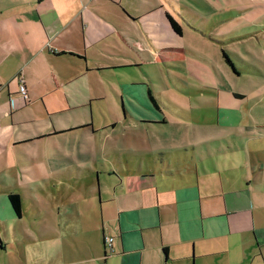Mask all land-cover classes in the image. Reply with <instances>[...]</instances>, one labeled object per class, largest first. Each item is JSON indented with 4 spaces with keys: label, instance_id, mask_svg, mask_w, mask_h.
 Segmentation results:
<instances>
[{
    "label": "crops",
    "instance_id": "1",
    "mask_svg": "<svg viewBox=\"0 0 264 264\" xmlns=\"http://www.w3.org/2000/svg\"><path fill=\"white\" fill-rule=\"evenodd\" d=\"M157 6L0 0V264H264V218L252 241L246 229L218 219L242 211L228 206L226 194L235 192L264 214V161L255 163L250 153L230 161L226 178L224 167L203 169L204 178L196 168L182 172L173 163L189 149L159 143L126 148L124 159L108 150V165L76 171L46 162L63 154L56 143L65 132L111 137L116 124L134 120L103 78L135 56L154 58L143 28L158 25ZM153 107L137 123L174 130L175 122ZM167 139L176 145L174 135ZM105 235L113 237V250Z\"/></svg>",
    "mask_w": 264,
    "mask_h": 264
},
{
    "label": "rangeland",
    "instance_id": "2",
    "mask_svg": "<svg viewBox=\"0 0 264 264\" xmlns=\"http://www.w3.org/2000/svg\"><path fill=\"white\" fill-rule=\"evenodd\" d=\"M157 2L152 18L158 25L143 28L154 58L147 60L126 50L137 61L131 58L132 65L107 71L110 75L103 78L111 79L135 121L116 124L109 131L111 137L105 136L107 131L93 137L83 136L81 130L65 132L56 143L63 154L48 157V164L73 165L74 171L75 166L98 165L99 161L108 165V150L117 149L110 157L124 159V150L135 149L139 143L147 149L158 143L188 148L191 155L177 158L173 165L182 172L196 168L203 178V169L211 171L214 166L224 167L222 175L230 176V161L239 163L245 154L250 153L257 164L264 161V121L257 119H264V0ZM165 13L177 21L180 33L173 30ZM145 31L153 37L148 38ZM147 88L160 111L170 123L175 122L174 130L169 123H137L154 111ZM153 116L161 114L155 111ZM168 134L177 138L176 145L170 144ZM169 159L174 162L173 157ZM226 198L228 206L242 211L218 219L226 227L230 219L233 228L246 229L254 240L253 229L259 230L263 223V209L248 208L242 192L228 193Z\"/></svg>",
    "mask_w": 264,
    "mask_h": 264
},
{
    "label": "built area",
    "instance_id": "3",
    "mask_svg": "<svg viewBox=\"0 0 264 264\" xmlns=\"http://www.w3.org/2000/svg\"><path fill=\"white\" fill-rule=\"evenodd\" d=\"M18 81H19V92L22 94V96L24 98H27L28 93H27L25 82H24V78L19 77ZM112 239H113L112 236L105 235V242L107 243V245L110 247L111 250H113V248H112Z\"/></svg>",
    "mask_w": 264,
    "mask_h": 264
},
{
    "label": "trees",
    "instance_id": "4",
    "mask_svg": "<svg viewBox=\"0 0 264 264\" xmlns=\"http://www.w3.org/2000/svg\"><path fill=\"white\" fill-rule=\"evenodd\" d=\"M167 17H168V20H169L170 25L172 26V28L176 32H180V26L177 23V21L170 14H167ZM223 55H224L225 59L232 65V62L230 61V59H229V57H228V55H227V53L225 51H223ZM148 94H149V97H150L151 101L153 102V104L157 106V103L154 100V98H153L152 94L150 93L149 89H148Z\"/></svg>",
    "mask_w": 264,
    "mask_h": 264
}]
</instances>
